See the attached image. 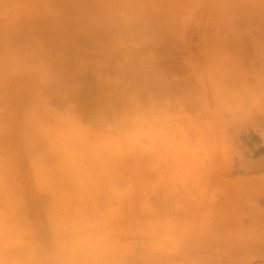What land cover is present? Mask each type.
<instances>
[{"label": "rangeland", "instance_id": "374dc122", "mask_svg": "<svg viewBox=\"0 0 264 264\" xmlns=\"http://www.w3.org/2000/svg\"><path fill=\"white\" fill-rule=\"evenodd\" d=\"M209 2L0 0V173L81 207L38 264H264V23Z\"/></svg>", "mask_w": 264, "mask_h": 264}, {"label": "crops", "instance_id": "0c3cea01", "mask_svg": "<svg viewBox=\"0 0 264 264\" xmlns=\"http://www.w3.org/2000/svg\"><path fill=\"white\" fill-rule=\"evenodd\" d=\"M249 7L244 20L264 23V0H210V6L220 8L224 4ZM245 8V9H246ZM0 173V263L23 261L38 264L42 252L35 236L33 214H39L41 223L55 250L59 244L77 240L74 235L78 226L81 207L73 190L64 188L62 180L55 177L29 176L17 179L14 175ZM4 172V171H2Z\"/></svg>", "mask_w": 264, "mask_h": 264}, {"label": "trees", "instance_id": "16d2710c", "mask_svg": "<svg viewBox=\"0 0 264 264\" xmlns=\"http://www.w3.org/2000/svg\"><path fill=\"white\" fill-rule=\"evenodd\" d=\"M260 150H261L262 153H264V149L263 148H261Z\"/></svg>", "mask_w": 264, "mask_h": 264}]
</instances>
